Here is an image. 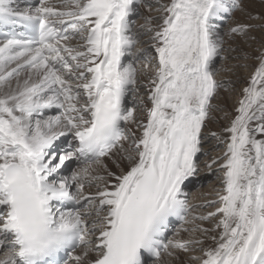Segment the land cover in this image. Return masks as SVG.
I'll return each instance as SVG.
<instances>
[{
    "label": "snow or ice",
    "instance_id": "obj_1",
    "mask_svg": "<svg viewBox=\"0 0 264 264\" xmlns=\"http://www.w3.org/2000/svg\"><path fill=\"white\" fill-rule=\"evenodd\" d=\"M59 4L0 0V26L13 29L0 39V264H179L194 251L193 264H264V37L250 35L264 14L245 0ZM138 5L149 14L136 27ZM249 67L228 125L212 131ZM209 139L225 149L205 165L222 189L192 205L184 186Z\"/></svg>",
    "mask_w": 264,
    "mask_h": 264
},
{
    "label": "bare ground",
    "instance_id": "obj_2",
    "mask_svg": "<svg viewBox=\"0 0 264 264\" xmlns=\"http://www.w3.org/2000/svg\"><path fill=\"white\" fill-rule=\"evenodd\" d=\"M147 2L148 3H155V0H147ZM49 3H51V4H53L54 6H56V7H59L60 6V4H59V0H49ZM245 3L247 4V6H248V10L250 11V12H253V11H255V9H253V7H255L254 6V4L256 3L255 2V0H245ZM261 4V3H260ZM14 6H16V7H19V8H21V9H29V7L30 8H32L33 6H29V4L28 3H26V2H23L22 0H14ZM140 7V8H139ZM138 8L141 10V12H140V10H139V12H140V15L139 16H136L134 19H135V26L136 27H139L141 24H143L144 23V17L146 16V15H148L149 13H148V11H147V9L145 8V7H143V5H138ZM263 13V12H262ZM261 13V14H262ZM253 14V13H252ZM151 15L153 16V17H155V16H157L158 15V13L155 11V10H153L152 12H151ZM238 15H239V12H237L236 13V17H238ZM254 15V14H253ZM243 18V17H242ZM256 23H258L257 21H256ZM225 28V27H224ZM223 27H222V29H224ZM264 32H262L261 30H260V32L259 33H256V36H259L260 38H261V36H262V34H263ZM253 35V34H252ZM263 37V36H262ZM145 41L147 40V37H144L143 38ZM259 40V39H258ZM247 43V42H246ZM243 44V43H242ZM256 46V45H255ZM142 47H145V48H149L150 49V45L149 44H147V43H144L143 45H142ZM154 50H151L150 49V53H152ZM230 55H235L234 53H231ZM235 61V60H234ZM233 61V62H234ZM229 65H232V63H231V60H229ZM236 63H243V61H237ZM248 64H251L249 61L247 62ZM140 67V65L138 64V68ZM249 69V68H248ZM240 70V69H239ZM252 71V70H251ZM239 72H241V71H239ZM239 74V73H238ZM237 74V75H238ZM243 74V73H242ZM241 74V76H243ZM249 74V73H248ZM247 74V75H248ZM236 75V76H237ZM235 76V77H236ZM240 76V75H239ZM246 77V76H245ZM244 77V78H245ZM141 78L142 79H146V77L142 74V76H141ZM233 78V77H232ZM242 78V77H241ZM241 78H239V81L240 82H238V83H236V88L238 87V88H240L239 86L240 85H244L243 83H244V80L245 79H241ZM235 80V79H234ZM240 92V91H239ZM225 95V94H224ZM223 95V96H224ZM222 96V97H223ZM226 98V97H225ZM129 102H130V104H129V106H131V101L133 100V97L132 96H129ZM228 101V100H227ZM223 102V101H222ZM221 103V102H220ZM228 103H230V102H228ZM222 104V103H221ZM225 105V104H224ZM222 106V105H221ZM229 107V106H228ZM235 108V107H234ZM224 109H225V107H224ZM228 111V110H227ZM228 113H230V114H232V113H234V110L233 109H231V107H230V109H229V112ZM218 114V113H217ZM55 115V114H54ZM214 116L216 117V119L215 120H213L210 124H209V128L212 130V131H217V132H220L222 129H223V123H222V121H220L219 120V118H221V117H219L218 118V116L214 113ZM227 118V117H226ZM229 119V118H228ZM227 120V119H226ZM225 124V123H224ZM71 138L69 137L68 138V140H70ZM68 140H65V139H63L61 142H60V144H58V146L56 147V151H61V150H63V149H66L67 147H68ZM210 141H208L207 143L205 142L204 143V148H212L213 147V149H217V146L216 145H218L217 143H216V141L214 140V139H209ZM221 150H216L215 151V153H213V154H209L207 157H205V156H201L200 158H199V164H200V168H199V171H198V173H197V175L194 177V180L196 181H200V180H203V179H205V177L208 175V172L210 171V169L208 168V167H206L205 165H206V163H207V161L210 159V158H213V157H218L217 156V154H219L218 152H220ZM214 152V151H213ZM222 155V152H221V154L219 155V156H221ZM108 163H109V165H110V167H113L114 168V165H111V162L110 161H108ZM125 167L127 166L126 165V163H125V165H124ZM78 167V165H77V163L75 162V161H73L71 164H70V167H69V172H68V168H67V170L65 169V171H63L62 172V175H68V176H70V173L72 174V171H74V170H76V168ZM222 173V172H221ZM219 175V174H218ZM221 176V175H220ZM221 179V178H220ZM220 181V180H219ZM216 183H217V180L216 179H212L205 187H203V188H193V190H192V192H191V195H187L188 196V201H189V203L190 204H192V205H205V204H207L208 202H209V200H208V196H207V198L203 195L204 193H207V191H210V193L212 192V188L214 187V185H216ZM219 185V184H218ZM218 187V186H217ZM220 187V186H219ZM215 189V188H214ZM216 190V189H215ZM221 192V190L219 191V193ZM214 193V192H213ZM217 193V192H216ZM209 194V193H208ZM206 195V194H205ZM212 197V196H211ZM216 198V197H215ZM210 199V198H209ZM203 208H197L196 209V211L197 212H200L201 210H202ZM211 210H213V208H206V209H204L203 211H205V213L206 212H208V211H211ZM193 226V225H192ZM191 226V227H192ZM180 228V225L179 226H177L176 227V229L174 230V233L177 231V229H179ZM190 234V233H189ZM183 235V234H182ZM187 235V234H186ZM192 235H197V234H192ZM184 236V238L186 237L185 235H183ZM188 236V235H187ZM170 237V236H169ZM171 238H173V235L169 238V239H171ZM205 244L207 245L206 247H210V246H213V241L211 240V238H209L206 242H205ZM205 247V246H204ZM200 255V252L199 251H194V252H192V253H189L188 255H182L181 256V260H180V262H179V264H193V262L189 259V257L190 256H199ZM165 260H168L169 258H167V257H165L164 258Z\"/></svg>",
    "mask_w": 264,
    "mask_h": 264
},
{
    "label": "rangeland",
    "instance_id": "obj_3",
    "mask_svg": "<svg viewBox=\"0 0 264 264\" xmlns=\"http://www.w3.org/2000/svg\"><path fill=\"white\" fill-rule=\"evenodd\" d=\"M255 4H254V6L255 7H253V9H255V11H253V12H251V13H253L254 15H256V14H261L262 12V14H264V4H262L261 3V0H255ZM261 3V4H260ZM140 8V7H139ZM140 10V9H139ZM140 12H141V10H140ZM237 18H240V19H243L241 16H240V14L238 15V17ZM231 21H228V22H225V23H223L222 24V27L224 28V27H226L227 26V23H230ZM258 23H261V21H257ZM252 23H256V21H252ZM221 30L223 31V29L221 28ZM260 32V30H253V32L252 33H250V35H254V36H256V33H259ZM262 36L264 37V33L262 34ZM261 36V37H262ZM257 37V40L258 39H260V37L259 36H256ZM259 41V40H258ZM247 42V43H246ZM235 45H238L239 47H241V48H243L244 50H246V51H249V52H251L256 46H257V44L256 43H254V42H251V41H245V40H241V39H237L235 42ZM243 43V44H242ZM256 45V46H255ZM151 54V53H150ZM234 60H231V63H232V65H234V64H236V62L237 61H234ZM251 64L253 63L252 61H249ZM251 64H249V65H251ZM253 71V68L252 67H249V69L247 68V69H240V70H238V72H237V76L235 77V76H233V79H237V77L238 78H241V79H245L244 80V82L247 80V78H248V76L250 75V73ZM239 71H241V72H239ZM243 73V74H242ZM249 73V74H248ZM241 74L243 75V76H241ZM248 74V75H247ZM240 75V76H239ZM246 76V77H245ZM245 77V78H244ZM145 79V78H144ZM244 84V83H243ZM245 86V84L244 85H240L239 87L240 88H236V86H235V90L234 91H232L231 93H226L220 100H219V103H220V105H222L221 107L222 108H224L225 107V109H224V111H222V112H217V113H215L217 116H218V118L219 117H221V118H219V120L220 121H222V125H223V128L224 127H226L227 125H228V118H229V116L231 115L230 113H228L229 112V109H230V107H231V109H235L234 107H236V106H238V100L239 99H241L242 97H241V93L239 92L240 91V89L242 88V87H244ZM226 97V98H225ZM228 100V101H227ZM223 101V102H222ZM228 102H230V103H228ZM225 104V105H224ZM229 106V107H228ZM228 110V111H227ZM227 114V115H226ZM233 114V113H232ZM227 117V118H226ZM227 119V120H226ZM225 123V124H224ZM222 131V130H221ZM208 141H210V140H208ZM208 141H206V143L208 142ZM58 146V144H56V147ZM217 146V149L218 150H221L220 152H218L219 154H217V156H219L220 154H221V152H222V154H223V152H224V146L223 145H216ZM207 151H208V155L209 154H213V153H215V151L217 150L216 148L215 149H213V147L212 148H205ZM214 151V152H213ZM216 154V153H215ZM201 156H203V155H201ZM200 156V157H201ZM199 157V158H200ZM69 167H70V164L65 168L66 170H67V168H68V172H69ZM65 169H64V171H65ZM114 169V168H113ZM219 174V175H218ZM70 175H71V173H70ZM221 175V176H220ZM222 175H223V173H221V172H219V171H216V168H215V166H213V168L208 172V175L205 177V179H203L201 182H200V184L199 185H196V187L197 188H203V187H205L213 178L214 179H216L217 180V183H216V185H214V187L211 189L212 190V192L210 193V191H207V193H204L203 195L207 198V196H208V200L209 201H214V200H216L217 198H218V193H219V191L222 189V183H221V179L220 178H222ZM220 180V181H219ZM219 184V185H218ZM218 186V187H217ZM220 186V187H219ZM216 190H215V189ZM214 192V193H213ZM217 192V193H216ZM209 193V194H208ZM206 194V195H205ZM190 195H191V193H190ZM212 196V197H211ZM216 197V198H215ZM210 198V199H209ZM206 205V204H205ZM207 207H204L201 211L202 212H205V211H203L204 209H206ZM215 209L213 208V210H211V211H214ZM200 211V212H201ZM197 223H201L202 224V226L203 227H206V228H211V227H213V224H210L209 222H207V221H204V222H197ZM191 226H192V224L190 223V224H188L187 225V227H189V228H191ZM188 236H187V235ZM195 234H197L196 235V237L197 238H201V239H203L204 240V242H206L210 237H207V236H203L201 233H195ZM183 235H185L186 237L185 238H189L190 237V234L189 233H183ZM192 235V234H191ZM195 236V235H194ZM204 246L206 247L207 245L204 243ZM192 253V252H191Z\"/></svg>",
    "mask_w": 264,
    "mask_h": 264
}]
</instances>
